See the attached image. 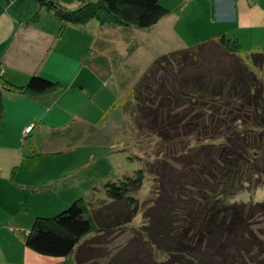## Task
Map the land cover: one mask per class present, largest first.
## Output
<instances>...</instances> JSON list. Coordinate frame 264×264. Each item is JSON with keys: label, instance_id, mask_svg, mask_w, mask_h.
<instances>
[{"label": "trees", "instance_id": "obj_1", "mask_svg": "<svg viewBox=\"0 0 264 264\" xmlns=\"http://www.w3.org/2000/svg\"><path fill=\"white\" fill-rule=\"evenodd\" d=\"M76 2L79 7L69 10L57 0H34L39 9L53 13L60 30L91 20L104 28L144 30L169 13L160 0ZM241 47L237 38L221 34L160 55L140 76L137 69L122 67L133 79L119 82L118 91L126 93L122 100L116 97L111 108L131 117L138 136L167 146L178 138L170 128L182 135L178 143L184 145L176 155H158L144 168L104 182L101 190L108 201L100 207L78 198L51 217H35L25 246L43 256L73 257L74 264H83L87 257L83 260L79 248L82 238L129 224L138 212L137 194L146 175H158L154 167L161 162L187 178L179 182L183 197L172 200V195L155 189L150 205L154 231L138 238L141 247L132 257L120 259L122 250L107 264H138V259L142 264H264V240L249 223L253 207L263 202L234 200L248 188L264 187V50L245 54ZM3 81V90L34 101L61 88L40 74L21 86ZM88 125L85 135L97 133Z\"/></svg>", "mask_w": 264, "mask_h": 264}, {"label": "rangeland", "instance_id": "obj_2", "mask_svg": "<svg viewBox=\"0 0 264 264\" xmlns=\"http://www.w3.org/2000/svg\"><path fill=\"white\" fill-rule=\"evenodd\" d=\"M57 1L69 10L79 7L76 0ZM22 2L27 5L25 0ZM193 2L160 0L169 13L144 30L104 28L95 20L84 25H67L60 30V22L51 11L42 9L30 14L27 26L34 29L52 26L54 36L49 58L54 67L50 68L49 61V70L45 71L61 88L36 101L38 105L32 112L16 116L8 111L10 115L0 120V139L7 137L3 134L9 135L12 141L16 137L17 145L26 152L17 166L14 178L17 188H0V224L16 232L11 244L24 259L23 264H74L73 257L43 256L25 246L26 230L35 217H51L78 198L100 207L108 201L101 190L104 182L132 174L144 168L145 162H154L158 155H167V158L176 155L184 145L185 142L178 143L182 135H176L170 128L169 133L173 132L178 138L167 146L149 136H138L132 129L131 117L123 114L121 108L111 106L116 97L122 100L126 93L118 91L119 82L133 79L128 68L122 67H133L140 76L160 55L212 38L209 35L214 32L215 25L211 27L209 15L197 18L195 9L190 10ZM241 48L245 54L257 49ZM112 59L116 61L114 64ZM260 74L264 82V69ZM12 106L9 105V110ZM23 122L34 124L31 134H22ZM88 124L94 125L97 133L85 135ZM105 134L109 137L106 140L102 139ZM154 170L158 175H146L137 194L138 212L129 224L111 228L99 236L90 232L82 238L79 248L82 247L83 260L87 257L83 264H107L122 250L120 259H129L135 254L141 247L138 238L144 232L154 231L150 227L153 214L150 205L155 189L172 195V200L183 197L179 182L187 178H181L180 171L161 162ZM169 178L174 183L169 182ZM18 184L28 187L19 190ZM163 196L156 197L157 201ZM234 200L251 204L263 202L261 206H254L249 215L251 229L263 241L264 187L248 188L238 193ZM104 218L107 220L108 216ZM86 247L90 249L89 256ZM137 263L143 261L138 259Z\"/></svg>", "mask_w": 264, "mask_h": 264}, {"label": "crops", "instance_id": "obj_3", "mask_svg": "<svg viewBox=\"0 0 264 264\" xmlns=\"http://www.w3.org/2000/svg\"><path fill=\"white\" fill-rule=\"evenodd\" d=\"M193 1L189 6L192 7L190 10L195 9L197 18L209 15L211 27L215 25L214 32L209 36L213 38L224 34L237 38L241 46L264 50V0ZM25 2L27 5L22 4V0H0V120L10 115L8 111L14 112L16 116H24L38 105V102L35 105L36 101L26 96L3 90L4 79L18 86L26 84L33 74L51 79L45 69L49 70L51 59L49 56L52 55L50 52L54 36L52 26L45 29L27 26L30 14L42 9L34 4V0ZM53 67L51 64L50 68ZM9 105H13V109L9 110ZM27 105L32 106L28 108ZM22 126L34 128V124L24 122ZM3 135L7 137L0 139V188L11 190V187L17 188L14 186L17 166L19 160L25 158L26 152L17 145L16 137L12 141L9 135ZM19 186H21L19 190L28 187ZM13 234L16 232L0 224V264H23L24 259L19 256L15 245L11 244L15 241Z\"/></svg>", "mask_w": 264, "mask_h": 264}, {"label": "built area", "instance_id": "obj_4", "mask_svg": "<svg viewBox=\"0 0 264 264\" xmlns=\"http://www.w3.org/2000/svg\"><path fill=\"white\" fill-rule=\"evenodd\" d=\"M30 129H31V126H27L26 128H24L22 134H23V135L28 134V133L30 132Z\"/></svg>", "mask_w": 264, "mask_h": 264}, {"label": "clouds", "instance_id": "obj_5", "mask_svg": "<svg viewBox=\"0 0 264 264\" xmlns=\"http://www.w3.org/2000/svg\"><path fill=\"white\" fill-rule=\"evenodd\" d=\"M32 127V126H31ZM26 128V127H25ZM26 135H28V134H26Z\"/></svg>", "mask_w": 264, "mask_h": 264}]
</instances>
